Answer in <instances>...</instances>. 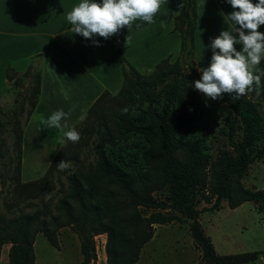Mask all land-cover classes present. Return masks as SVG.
Here are the masks:
<instances>
[{"label": "trees", "instance_id": "16d2710c", "mask_svg": "<svg viewBox=\"0 0 264 264\" xmlns=\"http://www.w3.org/2000/svg\"><path fill=\"white\" fill-rule=\"evenodd\" d=\"M197 26V0H185L175 18V30L181 36V50L175 61H161L151 74H141L119 52L123 87L117 95L103 93L85 117L80 140L68 143L55 156L45 175L35 181L22 182V146L24 130L41 94V74L31 65L19 74L12 66L5 75L14 88H23L25 79L34 80L29 91L7 111L0 110V147L2 133L11 129L14 156L11 158L12 193L18 199L40 198L52 191V178L59 172L62 160L78 161L77 152L84 138H93L96 154L94 168L86 174L68 175L67 194L56 204L57 214L44 218L46 205L34 212L7 221L0 218V258L2 248L11 244L9 264H36L35 242L42 233L59 248L58 231L69 227L81 240L82 264H95V236L107 235V264H137L140 252L154 235V225L174 221L161 211H174L190 223L191 237L202 252L203 264H242L257 260L256 253L219 255L201 225L205 202L219 208L227 201L236 209L253 202L264 212V190L244 187L242 179L252 164L264 159V77L260 94L255 91L233 99L223 94L214 100L221 113V135L226 145L217 147L211 138L216 159L205 153L202 138H185L181 132L196 124L200 114L199 91L194 82L200 79L195 69L194 35ZM189 69V70H188ZM257 69H264V57ZM183 103L182 111L173 117V108ZM144 106L146 109L144 110ZM128 109L127 113L123 109ZM134 111H144L148 123H140ZM24 114V116H23ZM23 116V118H22ZM143 135L149 147L143 153L147 167L125 170L107 153V145H116L128 134ZM205 134H210L205 128ZM214 139V138H213ZM85 178V179H83ZM160 192L163 198H157ZM141 209L152 210L149 217Z\"/></svg>", "mask_w": 264, "mask_h": 264}, {"label": "crops", "instance_id": "0c3cea01", "mask_svg": "<svg viewBox=\"0 0 264 264\" xmlns=\"http://www.w3.org/2000/svg\"><path fill=\"white\" fill-rule=\"evenodd\" d=\"M81 2L0 0V101L9 92L5 75L8 65L19 74L25 73L32 65L33 70L41 74L40 98L24 130L22 163L25 144L29 142L33 152H52L47 160L48 169L67 139L63 136L61 140L65 141L56 145L60 130L48 128L41 118L47 120L59 109L70 111L62 124H66V131L75 129L76 120L67 124L72 115L86 117L103 93L112 92L111 84H119V73L123 79L119 52L141 74L153 72L165 59L175 61L180 54L181 36L175 30V18L183 8L178 5L182 2L184 5L185 0H163L153 23L134 21L130 30L125 27L108 39L95 37L100 46L71 30L67 14ZM257 2L253 0V3ZM232 11L227 0H197L194 61L200 78L202 73L198 68L208 67L211 63L212 51L208 47L211 38L219 36L222 30L235 31L237 27L229 17ZM138 24L142 26L137 28ZM259 31L264 32V25ZM127 36L131 37L128 44ZM236 47L237 50L242 48L241 45ZM34 129H37V135L33 134ZM40 139L46 145L44 150H41ZM38 145L40 150L36 151ZM50 145H55L54 150L49 149ZM251 264H264V256L259 255Z\"/></svg>", "mask_w": 264, "mask_h": 264}, {"label": "rangeland", "instance_id": "374dc122", "mask_svg": "<svg viewBox=\"0 0 264 264\" xmlns=\"http://www.w3.org/2000/svg\"><path fill=\"white\" fill-rule=\"evenodd\" d=\"M189 70V69H188ZM152 72H145L146 75ZM23 88H14L9 82V92L4 100L0 101V110L7 111L12 108L17 99L22 94L29 91L34 85V80L25 79ZM119 85V86H118ZM123 85L122 75L119 73V84H111V93L117 95ZM112 89V90H111ZM200 114L196 124L186 128L181 132L185 138H202L204 151L211 157V161L216 159V153L213 149L211 138L215 141L217 147L226 145V139L221 135L222 127L220 109L214 102L199 91ZM183 103H177L173 108V117H177L182 111ZM80 109H85L80 107ZM146 106H144V110ZM264 114V109H263ZM72 115L67 124H73L76 120L75 130L80 132L85 126V115ZM133 115L140 123H148L149 118L144 111H134ZM24 116V114H23ZM22 116V118H23ZM83 117V119H81ZM64 125H66L64 123ZM67 128V127H65ZM64 128V131L66 129ZM205 128H208L210 134H205ZM27 129V128H26ZM37 135V129L32 130ZM11 129L2 133V145L0 147V218L8 220L21 214L36 211L37 208H43L45 203V216L49 220L51 216L57 214L56 204L63 198L69 188L67 177L72 172H78L79 175L86 174L94 168L96 163L95 143L93 138L81 141L82 147L77 152L78 161L71 159V167L64 171H59L52 178V191L48 195L40 198L18 199L12 193V187L9 185L12 181L11 158L14 156V139ZM57 144L64 136L60 131ZM214 138V139H213ZM53 140V139H52ZM38 142V140L36 139ZM65 141V140H64ZM41 150L45 149L43 139H40ZM68 143L64 142L63 147ZM34 144V143H33ZM32 146V144H31ZM62 147V149H63ZM149 147L143 135L138 133L128 134L117 142L116 145H107V153L111 159L118 161L127 171H135L147 167L143 159V153ZM23 152L22 163V182L35 181L42 178L47 171V160L50 159L52 152L44 153L33 152L34 148L26 142ZM55 145H50L49 149L54 150ZM37 150H40L39 145ZM48 157V158H45ZM68 161V160H67ZM85 179V178H83ZM245 188L256 191L264 190V159L257 161L250 166L247 174L242 179ZM157 198H163L160 192L156 193ZM215 200L211 204L201 202L198 208L202 211L200 222L205 234L210 237L215 251L219 255H236L256 253L264 256V212H260L253 202H248L242 206L232 209L227 201H222L219 208L214 206ZM141 214L149 217L153 211L141 209ZM174 221L165 225H154V235L151 241L146 244L140 252V259L137 264H203L202 252L195 245L190 233V221L181 214L174 211H161ZM3 223L0 221V226ZM57 240L59 248L52 246L42 233L36 238L34 250L36 264H82L81 240L78 234L71 228L65 227L58 231ZM97 259L95 264H107V235L98 234L95 236ZM11 244L2 248L0 264H9V249ZM242 263V264H251Z\"/></svg>", "mask_w": 264, "mask_h": 264}, {"label": "clouds", "instance_id": "9594fccd", "mask_svg": "<svg viewBox=\"0 0 264 264\" xmlns=\"http://www.w3.org/2000/svg\"><path fill=\"white\" fill-rule=\"evenodd\" d=\"M162 3L163 0H82L67 14V20L74 34L91 39L100 46L95 37L108 39L125 27L130 30L134 21L153 23ZM227 3L233 8L229 17L237 27L235 31L222 30L219 36L211 38L208 45L212 51L211 63L208 67L198 68L202 76L194 82L195 89L211 100L222 99L225 93L232 95L233 99L252 91L259 95L264 77V69H257L256 74L252 70L264 57V32L259 31L264 25V0L257 3L253 0H227ZM178 6L182 8L183 2ZM130 39V36L126 37L127 44ZM236 45H241V50H237ZM65 98H68L66 93ZM127 111V107L123 109L124 113ZM69 115L70 111L59 109L47 120L42 117L41 122L63 132L67 140L78 143L81 138L78 131H64L66 125L62 120ZM56 167L64 171L71 167V162L62 160Z\"/></svg>", "mask_w": 264, "mask_h": 264}, {"label": "built area", "instance_id": "2783aa9c", "mask_svg": "<svg viewBox=\"0 0 264 264\" xmlns=\"http://www.w3.org/2000/svg\"><path fill=\"white\" fill-rule=\"evenodd\" d=\"M97 249V248H96Z\"/></svg>", "mask_w": 264, "mask_h": 264}]
</instances>
